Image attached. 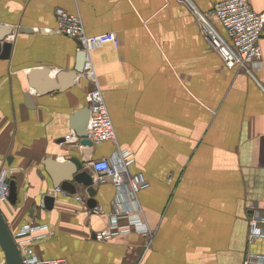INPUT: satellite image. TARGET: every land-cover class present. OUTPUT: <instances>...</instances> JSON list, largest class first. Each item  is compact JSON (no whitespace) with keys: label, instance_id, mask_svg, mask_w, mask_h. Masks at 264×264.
I'll return each mask as SVG.
<instances>
[{"label":"crops","instance_id":"1","mask_svg":"<svg viewBox=\"0 0 264 264\" xmlns=\"http://www.w3.org/2000/svg\"><path fill=\"white\" fill-rule=\"evenodd\" d=\"M194 1L210 12L220 0ZM249 2L264 12V0ZM58 7L80 16L88 35L119 39L89 54L116 141L82 147L65 139L95 81L84 69L75 75L82 50L56 30ZM210 21L227 37L216 16ZM0 24L13 29L10 56L0 58V170L14 169L18 199L0 209L14 238L24 225H47L30 235L33 251L67 264H244L248 253L264 252L263 239L248 240L251 205H264V38L263 67L252 76L225 64L178 0H0ZM34 68H48L47 78L66 88L38 94L30 81L46 77L29 78ZM120 149L150 183L139 193L154 231L149 248L136 230L96 239L114 212L113 182L96 184L99 214L88 211L83 186L52 194L47 163L76 156L93 174L91 160H113Z\"/></svg>","mask_w":264,"mask_h":264},{"label":"built area","instance_id":"2","mask_svg":"<svg viewBox=\"0 0 264 264\" xmlns=\"http://www.w3.org/2000/svg\"><path fill=\"white\" fill-rule=\"evenodd\" d=\"M186 4L198 18L206 40L214 47L216 52L230 67H238L240 70L255 76V69L263 67V49L261 40L264 38V12L254 10L249 0H220L216 2L210 12H203L194 0H178ZM211 16H216L224 26L227 37L210 21ZM57 28L62 34L75 38L80 43V50L86 52L84 72L95 82L88 92V102L91 109L87 138L92 145L82 143L75 131L65 136L67 141H75L80 146H95L104 141L117 139L116 130L103 94V91L95 76V71L90 61L89 54L92 49L100 47L107 42L119 44L115 33H103L88 35L85 31L80 16L71 14L64 8L56 9ZM12 36V35H11ZM134 158L130 152L118 150L113 160L102 158L91 160L89 163L93 169L95 184L111 181L117 189L114 200V212L110 213V224L95 233L97 240H108L119 231L137 232L147 237L146 247L151 246L154 231L144 219L145 212L139 200V193L146 189L150 183L142 172H133L131 164ZM13 168L3 167L0 170V207L10 206V177ZM54 194L69 195L66 190L57 187ZM76 198L85 204L86 197L77 194ZM86 205V204H85ZM88 208V207H87ZM91 213H104L100 206L88 208ZM249 218L248 240L253 243L257 239L264 240V205H251ZM121 220H127L128 224H122ZM47 228V225L30 223L24 225L16 234L15 240L20 250L22 264H67L64 258L43 259L35 254L32 249L30 236L37 229ZM0 264H7L6 258L0 254ZM244 264H264V252H250L247 254Z\"/></svg>","mask_w":264,"mask_h":264},{"label":"water","instance_id":"3","mask_svg":"<svg viewBox=\"0 0 264 264\" xmlns=\"http://www.w3.org/2000/svg\"><path fill=\"white\" fill-rule=\"evenodd\" d=\"M13 32L10 25L0 24V58H9L12 51V42L6 40L7 37ZM85 62V52L82 51L79 57V64L75 68V75L84 69ZM48 68H34L30 71L29 78L36 76L41 73L46 77L44 83L36 84L34 81H30L31 86H34L38 94H46L54 90H64L66 85L61 86L56 84L54 78H47L49 73ZM63 76V73H59L57 78ZM28 98V96H27ZM91 118V109L89 106L80 110L75 115L74 127L77 135L82 138V143L87 145H92V142L87 138L89 121ZM86 160H81L76 156H71L69 161L62 162H49L48 170L52 174L54 179V186L61 187L68 192L75 194L78 191L77 185L83 186L88 193V205L89 207H94L97 205V200L95 194L97 192L96 184L94 182L93 174H91L87 169H85ZM63 168L61 173L58 175V170L55 168ZM65 170V172H63ZM57 174V176H56ZM18 199L17 184L14 179L10 182V200L12 203H16ZM55 202V196L52 194H47L44 196V203L47 209H52ZM251 214V212H250ZM0 247L4 253L7 264H22L20 250L17 242L10 231V228L6 222V219L0 209Z\"/></svg>","mask_w":264,"mask_h":264},{"label":"rangeland","instance_id":"4","mask_svg":"<svg viewBox=\"0 0 264 264\" xmlns=\"http://www.w3.org/2000/svg\"><path fill=\"white\" fill-rule=\"evenodd\" d=\"M3 253V251H2V249H0V254H2Z\"/></svg>","mask_w":264,"mask_h":264}]
</instances>
